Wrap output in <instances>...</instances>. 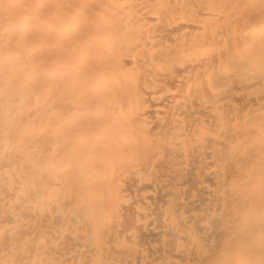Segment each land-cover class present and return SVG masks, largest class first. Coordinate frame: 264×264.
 <instances>
[{
    "label": "bare ground",
    "instance_id": "1",
    "mask_svg": "<svg viewBox=\"0 0 264 264\" xmlns=\"http://www.w3.org/2000/svg\"><path fill=\"white\" fill-rule=\"evenodd\" d=\"M0 264H264V0H0Z\"/></svg>",
    "mask_w": 264,
    "mask_h": 264
}]
</instances>
